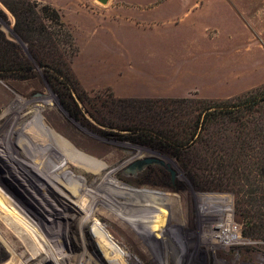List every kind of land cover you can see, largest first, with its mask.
Returning <instances> with one entry per match:
<instances>
[{"label": "rangeland", "instance_id": "374dc122", "mask_svg": "<svg viewBox=\"0 0 264 264\" xmlns=\"http://www.w3.org/2000/svg\"><path fill=\"white\" fill-rule=\"evenodd\" d=\"M30 1L38 6L17 16L0 0V29L16 45L0 37V66H12L0 71V264H123L125 250L128 264H264V95L239 110L211 107L264 91V0H187L209 14L207 6L219 4V43H209L213 58L203 60L219 59V99L117 97L101 83L131 92L148 78L131 80L127 72L155 71L159 63L179 71L193 58L177 55L165 66L166 59L151 57L183 44L137 41L124 17L113 23L115 0ZM8 2L21 8L19 0ZM77 39L92 43L88 60H78L99 85L83 86L73 70ZM13 143L27 153L55 146L64 180H96L100 192L79 191L88 197L80 213L53 209L15 164L12 149L24 153ZM146 157L165 165L128 171ZM231 208L244 243L222 246L210 235ZM45 223L57 226L50 232Z\"/></svg>", "mask_w": 264, "mask_h": 264}, {"label": "crops", "instance_id": "0c3cea01", "mask_svg": "<svg viewBox=\"0 0 264 264\" xmlns=\"http://www.w3.org/2000/svg\"><path fill=\"white\" fill-rule=\"evenodd\" d=\"M115 10L112 17L113 23L121 21V17L127 20L128 27L135 32V39L142 40L148 37L159 40L169 39L175 44H183L182 47L176 46L168 54H152L151 57L166 59L165 66L168 65L170 57L176 58L177 55L190 54L193 58L184 63L179 71L174 68H160L161 63L156 64L155 71L127 72L126 78H134L143 74L148 78L142 85H136L131 92H122L111 80L101 83L110 85L117 97L120 98H182L197 95L203 99H219V59L216 62L203 63V60L212 59L213 55L208 53L209 43H219V4L207 6L212 13L197 12L201 9V3H188L187 0H115ZM208 1V0H206ZM200 6V7H199ZM222 17L220 18V20ZM115 30V29H114ZM121 32V31H120ZM79 45V58L74 60L73 70L83 86L90 88L99 84L94 83L87 72L80 67L82 63L81 54H85L86 60L89 56L84 52L88 46L77 39ZM144 50H149L145 46ZM90 54V53H89ZM95 54V53H91ZM146 54H132V58H144ZM199 55L203 58L198 59ZM185 58V57H181ZM80 59V60H78ZM82 59V60H84ZM173 65V62H169ZM181 64L176 65V69ZM90 65L88 67H91ZM117 70L113 72L112 78ZM190 78V86H177L180 79ZM100 85V86H101ZM194 85V86H193ZM218 88V89H217Z\"/></svg>", "mask_w": 264, "mask_h": 264}, {"label": "bare ground", "instance_id": "6f19581e", "mask_svg": "<svg viewBox=\"0 0 264 264\" xmlns=\"http://www.w3.org/2000/svg\"><path fill=\"white\" fill-rule=\"evenodd\" d=\"M30 125H31V123H29L27 128H26L27 132L29 133L28 138L30 139V141L34 142V140L38 138L37 137L38 134H36L32 130V128H30ZM13 146L15 149H18V151H20V153L21 152H22V154L24 153V156H21L17 153V151H15L11 148L12 152H13L15 164L20 167L19 168L20 170L23 169L22 173L24 175H28L31 177V183H32L34 190L37 193H39L40 195L42 194L44 196V199L47 202L49 200L50 207H52L53 209L56 208L57 206L58 207L61 206L63 208H66V206H68V209L66 208L67 212L74 211V213L75 212L80 213L82 211V209L88 205V199H87L88 197H84L83 195L80 194L79 191H81L83 189L84 190L90 189V190H93L94 194H98L100 192V189L98 186L99 184H98V181H96V180L88 186H81V185H79V183H76L75 181H72V180H68V181L64 180V178H63L64 177L63 176V166L58 164V162H57V158L60 156V152H59L60 150L57 151L55 149V146H53V147L50 146L49 148L48 147H44V148L39 147L38 151L32 150L29 153H27V151H24L23 149L17 148V147H19L18 144L15 145V143H13ZM31 160L34 161V165L31 162ZM35 163H36V166H35ZM48 163L53 164L54 172L51 169L48 170V167H47ZM65 178H67V177H65ZM62 182L66 183V184L63 183V185L65 184L70 192H66L67 190H65L64 188H62L59 185V184H62ZM57 186H58V188H57ZM87 187H88V189H87ZM61 188L63 191L61 190ZM52 202H53L54 206L51 205ZM34 216H36V215H34ZM89 216H90L89 213H85V218H89ZM58 220L60 221V219H58ZM229 220L230 219H223L222 222L228 224ZM35 222H37V220ZM222 222H220V223H222ZM40 223H41V221H40ZM44 225L48 229L47 231H50V232H52L57 226L56 224L48 225L47 223H45ZM96 225H97V228L102 232V234L106 233L101 228L102 226H101L99 221H96ZM38 229H39V227H38ZM36 230H37V228H36ZM39 230H41V229H39ZM214 231H215V233H212L210 235V237H214V239H219L220 241H222L221 238L223 237L225 243H230L232 241L233 237L231 234L225 233L224 236L219 235L221 233L219 231V227H218V230H214ZM36 232H39V231H36ZM39 234L42 236L45 233L40 231ZM50 248H52V247H50ZM129 257H130V253L125 250L123 252V256L121 257L122 263L128 264L127 259Z\"/></svg>", "mask_w": 264, "mask_h": 264}, {"label": "trees", "instance_id": "16d2710c", "mask_svg": "<svg viewBox=\"0 0 264 264\" xmlns=\"http://www.w3.org/2000/svg\"><path fill=\"white\" fill-rule=\"evenodd\" d=\"M2 1L13 13L15 11L17 16L22 12V8H23V10H26L28 5H30V6L32 5V7L38 6V3L34 2V4H32L30 0H19V2L21 3V8H19V10H18V8L16 6L14 8V6L11 4V2H8V0H2ZM1 15L3 16L5 14L2 12ZM58 15L59 14L56 12L57 19H58ZM18 25L19 24L17 21V26ZM20 27H21V25L19 26V29H20ZM19 29L17 31L20 33ZM0 37H1L2 41L5 43V45L7 44L6 46L11 45V46L16 47V45L14 43H12L7 38L5 32H3L1 29H0ZM11 67H12L11 64H6V65L2 64V66H0V71H2V70L10 71ZM261 89H262L261 87H256L255 89L250 90L247 93H242L240 96H237V99H236L237 102L235 100H233L235 102H233L232 105H229V102L227 100H225V101H222V103L219 106H211V107H215V108L219 109V111H223L229 107H234V108L239 110V109H241L242 106H248V105L256 102L259 98H261L264 95V91L263 90L261 91ZM211 107H209V108H211Z\"/></svg>", "mask_w": 264, "mask_h": 264}, {"label": "built area", "instance_id": "2783aa9c", "mask_svg": "<svg viewBox=\"0 0 264 264\" xmlns=\"http://www.w3.org/2000/svg\"><path fill=\"white\" fill-rule=\"evenodd\" d=\"M230 205V202L228 203ZM229 217V223L226 224L224 222L220 223V218L219 221H216V224L213 226L214 230H218L219 227V231L221 232L219 235L224 236L225 233L231 234L232 235V241L230 243H225L224 238L222 237L221 240L219 241V244L222 246H228V245H238V244H242L244 243V238L242 236V226L235 222L232 218V208H231V212H230V216ZM218 226V227H217Z\"/></svg>", "mask_w": 264, "mask_h": 264}, {"label": "water", "instance_id": "95a60500", "mask_svg": "<svg viewBox=\"0 0 264 264\" xmlns=\"http://www.w3.org/2000/svg\"><path fill=\"white\" fill-rule=\"evenodd\" d=\"M100 1H102L103 3L107 2V0H100ZM154 163H159V164L165 165V162L160 160V159H158V158L146 157V158H143V159H139L136 162H134L133 164H131L128 167V171L131 172V173H136L137 171L143 170V168L145 166L150 165V164H154ZM172 176L173 177L175 176V173L173 171H172Z\"/></svg>", "mask_w": 264, "mask_h": 264}]
</instances>
